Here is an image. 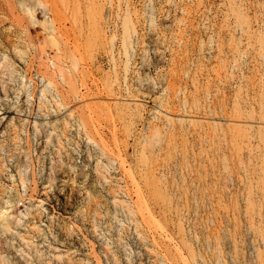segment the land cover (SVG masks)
Segmentation results:
<instances>
[{
  "label": "rangeland",
  "instance_id": "1",
  "mask_svg": "<svg viewBox=\"0 0 264 264\" xmlns=\"http://www.w3.org/2000/svg\"><path fill=\"white\" fill-rule=\"evenodd\" d=\"M46 1L0 0V264H264V0Z\"/></svg>",
  "mask_w": 264,
  "mask_h": 264
},
{
  "label": "bare ground",
  "instance_id": "2",
  "mask_svg": "<svg viewBox=\"0 0 264 264\" xmlns=\"http://www.w3.org/2000/svg\"><path fill=\"white\" fill-rule=\"evenodd\" d=\"M21 4H24L25 6H26V4H25V2L27 1V0H18ZM32 3H33V8L32 7H27V9L28 10H32V12H33V10H34V7L35 6H37V7H39L40 9H41V11L43 12V14H44V16H45V19L43 20V24H44V26H45V28L48 30V31H50V32H52V31H54V18L52 17V16H50V8H49V6H48V3H47V1L46 0H32ZM32 8V9H31ZM100 9V8H99ZM101 10V9H100ZM100 10H98V12L100 11ZM92 12H90V14H89V17H90V19L91 18H95L96 16H98L99 17V15L97 14V12H96V14L97 15H94L93 13L91 14ZM100 13H102L101 11L99 12V14ZM46 14H48V15H46ZM101 15V14H100ZM95 16V17H94ZM128 24H129V22H128V19L127 18H125L124 20H123V22H122V25H123V34H122V46H123V48L124 49H126L127 48V46H128V38H129V36H128V30H127V28H128ZM149 49H151L152 51H153V54L155 55V57L157 58V59H160L161 58V56H162V54H161V51L155 46V45H145L144 46V52H146L147 50H149ZM144 52H142V55L144 56L146 53H144ZM144 53V54H143ZM145 57V56H144ZM142 58V61L144 62L145 61V59L147 60V57L146 58ZM143 62H141V63H143ZM145 64H146V62H144ZM143 63V64H144ZM142 64V65H143ZM144 64V65H145ZM144 79H146V81L147 82H149V83H151L152 84V81L150 80V78H144ZM41 80L44 82V87H46L47 85L46 84H48V82H46L45 81V79L43 78V77H41ZM148 84V83H147ZM146 84V85H147ZM150 84V85H151ZM149 85V84H148ZM42 90V89H41Z\"/></svg>",
  "mask_w": 264,
  "mask_h": 264
},
{
  "label": "built area",
  "instance_id": "3",
  "mask_svg": "<svg viewBox=\"0 0 264 264\" xmlns=\"http://www.w3.org/2000/svg\"><path fill=\"white\" fill-rule=\"evenodd\" d=\"M40 79V78H39Z\"/></svg>",
  "mask_w": 264,
  "mask_h": 264
}]
</instances>
